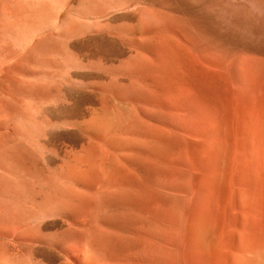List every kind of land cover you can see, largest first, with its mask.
<instances>
[{
  "label": "bare ground",
  "instance_id": "1",
  "mask_svg": "<svg viewBox=\"0 0 264 264\" xmlns=\"http://www.w3.org/2000/svg\"><path fill=\"white\" fill-rule=\"evenodd\" d=\"M75 5L97 30L137 21L133 28L123 23L119 31L139 35L138 46L151 42L161 56L157 60L170 68L187 66L185 76L199 67L214 97L226 100L200 108L177 129H154L143 151L125 144L105 165L103 191L95 193L105 201L106 264H264V0H75ZM0 8L2 14L9 9ZM185 91L177 94L181 104L174 114L188 111ZM11 108L0 94V112ZM29 220L23 212L0 219L10 232L19 230L18 260L29 252ZM7 258L0 250V264Z\"/></svg>",
  "mask_w": 264,
  "mask_h": 264
},
{
  "label": "rangeland",
  "instance_id": "2",
  "mask_svg": "<svg viewBox=\"0 0 264 264\" xmlns=\"http://www.w3.org/2000/svg\"><path fill=\"white\" fill-rule=\"evenodd\" d=\"M0 7L9 8L0 11V94L12 107L0 112V219L30 218L27 260L14 256L19 230L1 223L0 250L6 264H106L105 201L95 193L105 165L125 144L143 151L151 131L177 129L224 95L214 97L199 67L190 75L187 66L170 68L151 42L138 46L139 35L119 31L137 21L94 29L75 0H0ZM182 88L193 109L174 114Z\"/></svg>",
  "mask_w": 264,
  "mask_h": 264
}]
</instances>
